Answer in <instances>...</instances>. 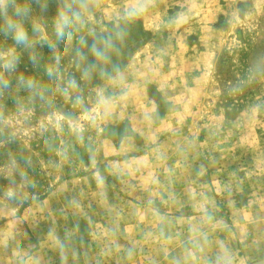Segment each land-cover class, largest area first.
Listing matches in <instances>:
<instances>
[{"label":"rangeland","instance_id":"rangeland-1","mask_svg":"<svg viewBox=\"0 0 264 264\" xmlns=\"http://www.w3.org/2000/svg\"><path fill=\"white\" fill-rule=\"evenodd\" d=\"M0 264H264V0H0Z\"/></svg>","mask_w":264,"mask_h":264}]
</instances>
